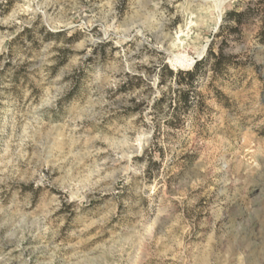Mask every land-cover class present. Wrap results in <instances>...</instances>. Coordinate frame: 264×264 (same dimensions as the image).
Returning <instances> with one entry per match:
<instances>
[{
	"label": "clouds",
	"instance_id": "9594fccd",
	"mask_svg": "<svg viewBox=\"0 0 264 264\" xmlns=\"http://www.w3.org/2000/svg\"><path fill=\"white\" fill-rule=\"evenodd\" d=\"M23 4L0 0L6 39L29 29L0 42V264H264V0Z\"/></svg>",
	"mask_w": 264,
	"mask_h": 264
},
{
	"label": "rangeland",
	"instance_id": "374dc122",
	"mask_svg": "<svg viewBox=\"0 0 264 264\" xmlns=\"http://www.w3.org/2000/svg\"><path fill=\"white\" fill-rule=\"evenodd\" d=\"M18 2L21 6V14H23L24 11H26V6L23 4V0H9V5H10V8L8 9V11L10 12L11 11V6L14 5V3ZM14 28H10L8 25H3V24H0V42H5L7 44H9V46L11 47V45H14L16 44L21 36L24 35V32L29 30L27 28L24 29V32H21L19 33L18 35H16L13 39L11 40H7L6 37H7V33L10 32V31H13ZM49 34H52L51 32ZM55 50V49H54ZM175 59L177 58H180V59H183L185 61V64L187 63V57L183 54V53H177L174 57ZM184 65H180V66H184ZM6 67H8V65H6ZM257 88V91H259V86L257 85L256 86ZM255 142L246 138L245 139V144L248 145V144H254ZM246 151H251V149L247 148L246 147ZM163 219V217L161 218ZM159 224L156 225V228L155 229H152V228H149L148 230L153 232V236L155 237L156 236V233L159 231ZM142 254V253H141ZM145 264H147V262H145Z\"/></svg>",
	"mask_w": 264,
	"mask_h": 264
},
{
	"label": "bare ground",
	"instance_id": "6f19581e",
	"mask_svg": "<svg viewBox=\"0 0 264 264\" xmlns=\"http://www.w3.org/2000/svg\"><path fill=\"white\" fill-rule=\"evenodd\" d=\"M175 60H176L177 65H184L185 64V61L183 59H180V58L177 59L176 58Z\"/></svg>",
	"mask_w": 264,
	"mask_h": 264
},
{
	"label": "trees",
	"instance_id": "16d2710c",
	"mask_svg": "<svg viewBox=\"0 0 264 264\" xmlns=\"http://www.w3.org/2000/svg\"><path fill=\"white\" fill-rule=\"evenodd\" d=\"M29 30L25 31V32H28ZM49 35H52V34H49Z\"/></svg>",
	"mask_w": 264,
	"mask_h": 264
}]
</instances>
